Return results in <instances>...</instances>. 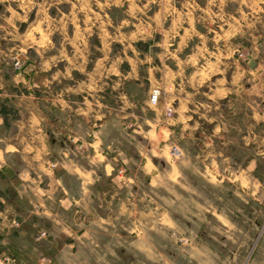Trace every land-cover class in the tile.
<instances>
[{"label":"rangeland","instance_id":"obj_1","mask_svg":"<svg viewBox=\"0 0 264 264\" xmlns=\"http://www.w3.org/2000/svg\"><path fill=\"white\" fill-rule=\"evenodd\" d=\"M48 25L52 31L63 26L66 35L73 27L84 34L93 26L92 43L99 48L110 37L120 41L107 53L119 54L125 45L133 60L121 62V70L156 68L164 57L168 70L181 72L174 79L175 92L190 93V106L174 105L164 115L145 104V97L136 98L147 122L126 125L132 137L115 138V144L125 151L126 166L137 179L128 190L132 206L137 200L141 211L164 218L146 225V252L135 249L132 238L131 250L99 252V263L264 264V156L257 157L244 139L253 131L256 150L264 149V122L251 118L252 112L264 113V0H0L2 66L23 73L27 60L39 58L34 43L41 44ZM236 34L241 35L237 43L230 40ZM140 36L150 40L139 41ZM205 50L254 71L234 84L233 64L223 66L227 86L238 88L244 98L242 106L210 99L214 78L199 87L189 81L193 70H210L215 58ZM160 79L157 85L140 78V93L160 87L163 100L169 97L166 86L172 84ZM157 115L165 131L156 136L151 120ZM174 150L180 155L174 156ZM253 157L257 165L251 170ZM140 161L156 168L162 186L149 184L150 176L138 169ZM116 173L123 178L129 172L121 168ZM113 193L121 198L123 192L116 188ZM82 255L91 260V253Z\"/></svg>","mask_w":264,"mask_h":264},{"label":"crops","instance_id":"obj_2","mask_svg":"<svg viewBox=\"0 0 264 264\" xmlns=\"http://www.w3.org/2000/svg\"><path fill=\"white\" fill-rule=\"evenodd\" d=\"M47 28L41 44L34 43L39 58L27 60L23 73L0 63V109L7 111L0 113V264H100L99 252L131 250L132 238L133 247L146 252V225L158 224L164 216L141 211L137 200L132 206L128 190L137 179L115 138L129 139L132 135L126 125L139 119L147 122L136 98L145 97L144 103L157 108L158 115L174 105L190 106L189 92H175L174 79L181 72L168 70L164 57L156 68L121 70L119 64L129 59L125 45L120 44L119 54L107 53L120 43L115 38L99 48L92 43L93 26L84 34L73 27L71 35L61 25L56 31ZM240 36L230 40L237 43ZM191 43L188 40L187 45ZM205 51L215 58L210 70H193L189 81L195 80L199 87L214 78L210 99H230L242 106L239 89L226 83L223 66L232 62L224 54ZM253 53L258 55L257 47ZM232 64L234 84L254 74L235 59ZM161 76L165 85L172 84V88L166 86L170 95L163 100L160 87H154L160 96L152 105V92L140 93V78L159 85ZM158 115L151 120L156 136L165 131ZM251 118L264 122V113L252 112ZM244 139L257 157L264 156V149L255 148L258 141L253 131ZM150 145L151 152L156 151L155 143ZM140 162L138 169L150 176L149 184L162 186L164 180L156 168ZM256 165L253 157L248 169ZM121 168L129 172L123 178L116 173ZM116 188L122 189L121 198L114 195ZM82 252L91 253L89 262ZM101 264L112 263L103 260Z\"/></svg>","mask_w":264,"mask_h":264},{"label":"built area","instance_id":"obj_3","mask_svg":"<svg viewBox=\"0 0 264 264\" xmlns=\"http://www.w3.org/2000/svg\"><path fill=\"white\" fill-rule=\"evenodd\" d=\"M159 96H160V91L159 90H154L152 92L151 97H150V102H151L152 105H155L157 103ZM173 155L174 156H178V155H180V152L178 150H174ZM42 236H46V233L43 232Z\"/></svg>","mask_w":264,"mask_h":264}]
</instances>
